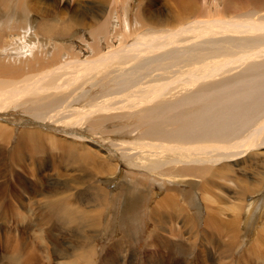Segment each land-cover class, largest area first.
<instances>
[{
  "label": "rangeland",
  "instance_id": "obj_1",
  "mask_svg": "<svg viewBox=\"0 0 264 264\" xmlns=\"http://www.w3.org/2000/svg\"><path fill=\"white\" fill-rule=\"evenodd\" d=\"M3 1H7V0H3ZM12 1L15 2L16 0H12ZM47 1L49 2V0ZM56 1L58 2L60 1L59 5L62 8L61 11L65 15H67V17L70 13H73L74 9H76L77 14L80 11H85L91 13L93 17H91L90 20L89 19L86 20V24H84L86 26H75L69 21L65 22V24L68 23L69 26L73 25L69 29L70 33L68 34V36L67 34H63V33H60V36L55 35L54 38H51L48 35H41L42 36L41 38L43 40H47V42L50 41V44L52 46V47L47 46V44L45 45L44 43L45 47H49V48L43 47L46 53H48L49 51L48 54L50 55L55 54L53 53V50L52 52L50 51L51 50L50 48H53V46L55 45L56 47H58L59 45L61 46L66 44L67 46H69L72 44L74 46L73 49L75 52L81 50V53L83 55L81 57H86V56L88 57L90 56V53L87 51L86 46L89 43H93L92 35L93 32L96 31H100L98 34L101 33L100 36H101V45H102L101 46L98 44L97 49L99 51H102L103 49L109 48L108 44H106L105 42V38L108 35V30H115L119 28V22H120L119 17H121L120 11H122L121 6L124 0H56ZM141 1L142 3L140 5L141 7L140 9L144 8L145 6H146L145 8L149 9L148 3H150L149 5L151 6V8L158 10L160 15H162V17H165L163 23L165 25L164 26L165 28L167 25V27H169L167 29L172 30L177 28V26H179V20L177 19V14L174 15L172 11L174 10V4H173L174 2L172 0H141ZM197 1L199 2V5L195 4V6L199 12L197 14H194L192 18H194V16L198 14H200L201 16L205 15L206 12L208 11V7L211 6L210 3H213L211 2V0H207V2L203 0H197ZM244 1L245 3L247 1L248 7L244 8V10L242 11L237 12L238 15L244 13L238 17L239 19H243L245 17H250V16H255L258 17L259 19H264V0H255V2H259V3H253V4H260L257 8H253V7L250 8V3L254 0L252 1L244 0ZM84 2L87 4H85ZM127 2H132L131 5L129 4V6L131 7L130 18L134 16L133 21H136L137 24V29H138L137 34L142 35L140 31H145L147 30L145 28H148L147 26L141 24L142 21L140 19V17L144 19V13L146 9L145 10L143 9L141 12L140 10L136 12L135 8L136 5H138L137 0H128ZM225 2L226 0H222L221 6ZM95 7L96 9L97 8L98 9L96 10ZM214 7L215 6L212 7L213 11L215 9ZM10 12L11 14L13 13L11 10ZM12 16L14 17L12 19L15 20L16 16L14 14ZM33 19L34 20H32L31 27H34V25L36 27L40 23V19L38 20L37 16L33 17ZM6 20L7 22H9L8 21L9 18H5V19L3 18L1 21H6ZM55 21L58 22V17L54 18V22ZM60 22L61 21H59L58 24H60ZM170 23L175 25H171ZM98 24L99 26L100 25L101 26L99 27ZM63 25L64 24H61V26ZM139 25L140 26L142 25V27L145 28H140L138 27ZM33 31L35 32V30ZM38 35L39 34H37V36ZM6 36L7 35L5 33L0 31V39L5 38ZM229 36L230 34L228 32H225L224 34H216L215 36L203 35L200 37H198L196 34H193L191 37L187 39L186 43L181 44V47L182 48L191 47L198 51L206 52L218 48L223 41L231 39L229 38ZM79 38L83 39V41H81ZM53 40L55 41V43ZM131 40L132 39L129 37L126 39L124 38L123 45L129 43ZM62 42H64V44ZM16 45L18 46L19 44L17 43ZM61 51L57 52L56 54L58 55L59 58H61V60L64 59L65 53H70L73 56L78 57L76 53H73V51L69 52V50L66 48H63V50ZM168 52H169L168 50H162V52H159L161 53V55L158 56L159 59L164 58L166 54L167 55L173 54V52L170 54H168ZM151 56H153V54ZM110 59L112 61L111 68H108L107 70L93 71L89 75L84 76L85 79L84 81L85 89L83 90L84 92L82 90L75 91V93L78 94L80 92H83L84 96L81 93L80 95H78V97L77 96L75 97L77 99H74V93L72 91H70V93L69 92L62 93L61 95H59V98L55 103V105L60 101L65 106L71 105L70 107L72 108L78 107L79 109H82L81 107H83L84 109V105L86 107H89L87 103L88 102L87 98L92 100L91 97L93 95L88 92L91 89L90 83L92 82V78L100 77L97 81L98 83L97 82L95 83V86H98L99 88L100 85L106 80L104 84L105 87H103V89L105 88L106 91L108 90L113 91L112 94L126 87L121 85L122 82H124L125 80L121 76L126 72L125 68L123 67L124 65L117 66V58H110ZM152 62L153 60H151V58L150 61L143 59L141 64H137V69L139 70L144 67H148L151 65ZM253 62H257L255 64L254 63L251 64L252 62H250L251 66L254 65L253 67L250 66H249L250 68L242 67L240 68V70L238 69L239 71L235 70L233 72L234 73L233 75L230 73L224 76L223 78L220 79L215 78V80L213 81L214 83H217V86L213 88H212V84L210 85L209 88L204 87L203 85L202 86L204 88L203 91H202L203 88H198L201 89V91L196 89V91H194L195 93L194 92L190 93V94H197L199 92L204 93L209 90L215 89L217 87H219L220 89L224 85L227 86V84L229 86V89H231L230 85H232V88H234L233 83L235 84L237 80H241V81L245 80V82L247 80H250L247 81L248 85L246 86L243 84H247V83L242 84L239 81V84L240 83L241 84L237 85V88L239 87V90H237V94H239L240 92L239 95L241 96L243 95L242 94L243 92L246 95H243L244 97L242 96L241 98H238V100L236 98L235 100L238 103L236 102L235 104L234 102L233 105L229 106L228 100L222 98L221 95L219 96L220 98L218 97L221 100H225L222 101L223 103L221 102L223 107H227L224 109L220 107V105H218L219 103L216 106H213V101H214L213 97L199 98L197 97V95H194L195 98H193V100L190 103L182 104V105L181 104L179 105L178 103L175 104L176 102L175 99L183 95L171 96L157 106L156 103L153 102L144 103V104L140 103L138 108L142 105L143 108L139 109L140 112L139 116H136L134 113L130 111L115 110V112L118 113L117 116L111 114L112 117L111 119L105 120L101 123L104 129L109 130V136L112 135L113 139H105L103 136H101L99 134L101 133V130H99L97 126L90 128L88 131L86 129L87 128L86 126L88 125L87 121L86 123L84 122V124L76 128H66L67 130L65 129V132L50 127L45 128L43 127V125L42 127H40L38 124L34 125V127L42 130H46V131L50 130L49 133L51 134V136H53L52 138L53 140L51 141V145L46 140L47 144H49L48 147L49 150H46L47 159L45 160V164H42L43 157L45 155L38 154L33 158L29 153L27 154L23 153V155L19 153L17 155L18 157H20V159L23 160L21 162L23 164H19V165L15 164L17 165L15 166L13 165L14 163L12 164L10 163L14 171L13 173L12 172L11 173L14 176L11 175L10 177H8L7 178L8 184L4 186L6 188L3 187L4 189L0 190V199H2L0 200V215H1L0 236H2V234H4L3 231L7 229L10 231L18 230L17 232H14L17 233L18 235H21V233L25 234V236H27L30 240L28 241V244L31 242L32 244L34 243L33 244L34 246L36 245V250L34 248V252L37 250L41 251V252L37 251L39 254H37V252L33 254L36 258H38L37 262L35 261V264H46V260H45L46 257L44 258L45 254L42 252L41 249V246L44 244V242H41L40 232L43 229L47 231H50V229L48 228L49 224L46 225L43 223L42 225L41 223H37L39 222L37 217L40 218V214L44 215L46 212H49L51 224L53 225L54 228L58 229L60 228V225L65 221L68 220L74 221L75 211L71 210L68 213H66L68 219L66 217L64 219L65 221L62 219L59 220V218L63 216V214L59 213L54 208L45 206L46 205L45 202L48 201L49 199H53V198L55 199L59 197L63 200V203L66 202L68 203L69 206L77 207L78 210L79 209L87 210L93 208L92 205H97V203L101 202L103 195H108L106 200V205L104 206L102 212H100L98 216L101 220L102 219L103 220L101 221V224L97 226V230H95L96 236L94 240L91 243H88L85 241V239L81 237L80 238L69 237L67 238V240L63 239L65 244L60 245L59 250L53 254L48 264H53V263L54 264H205V263L224 264L226 263L227 264L229 261L230 264H239V263L264 264V143H259L257 141L251 143L250 145H244L240 149H236V147L235 148L227 147L228 149H232L230 150L231 152L228 153L226 152V150H224L223 152L220 150H215L214 153H220L219 155L215 156L216 158L219 157V159H216L213 162H207L201 164L191 163L190 164L191 170L188 169L186 171H180V172L177 171L180 175H182L181 177L178 176L181 179L180 182H175V180H179L175 178V175L176 176L178 175L177 173L167 174L157 169H152L154 170V172L151 173L149 172L151 179L144 178L147 175L146 173H144L141 169L136 170L130 164L125 162L126 158H128L129 160H131L130 161L131 164L135 165L136 160L141 155L142 151H140L138 148L133 146L130 148L131 152L129 153L125 152L126 150H124V149L128 150L129 142L130 143L138 142L140 144L142 142L147 143L146 136L150 140L156 138V141L158 142H166L164 140V137L159 136V134L162 131H164L165 134H167L166 132L170 131V129H172L173 127H177V129L176 130L173 129V132L165 135V137L169 136L171 137V139L178 138L179 143L183 141L182 138L185 135L186 138L184 139H187L188 137L190 138L199 137L200 138L199 141H202L201 138L203 140H206L204 139L206 137L203 135L204 133L202 131H207V133L214 132L213 134L215 136L212 133H210L212 134L211 138L214 141L218 139L221 140L220 142H215V143L224 144L221 142L230 141V139H227L226 136H222V135L218 137L217 131L215 130L213 131V129L225 128L227 129L225 131L229 132L233 125L236 124V128H238V126L240 127L244 123L248 124V126H246L240 133H238L240 134L239 140L249 136L251 134L249 132L251 131L253 126H258L261 123L256 121L254 119V116L256 118L259 112L264 109V77H263L264 58ZM260 74L262 75V77ZM258 75H260V78ZM247 76L248 79L246 78ZM109 79L111 82L108 81ZM100 82L102 83L100 84ZM258 82H261L262 84ZM126 84L128 86L130 85V82L127 81ZM247 86H251L250 89ZM108 87H110V89ZM240 89L241 90L243 89V91H240ZM98 90L99 89H96L95 91ZM220 91L223 94H226L228 99L233 101V99H231L227 94L229 92L226 89H222ZM67 93H69L71 97ZM85 96L86 98H84ZM103 97L104 96H101L100 99L98 98L99 100H97V102L103 100L104 99ZM70 100L71 101L74 100V101L71 102ZM60 102L57 104V106L54 105L55 106V107L53 106L54 108L48 107L46 110L49 112L51 111V113H55L56 110L58 111V109L64 107V105L61 104ZM239 102L243 104L240 105ZM72 105L75 106L73 107ZM234 106L238 110L232 108ZM33 107L36 109L34 105ZM231 108L232 110H230ZM46 110H44V113L47 112ZM128 113L129 115H127ZM102 115L103 114L101 112H93L88 118L102 117ZM38 116L39 118H41L39 113ZM22 117H26L27 119V116L25 115H22ZM32 117L34 118L33 115ZM12 118L15 119L12 122V125H15L13 127L15 128L14 136L16 137L18 133L22 130V125L24 126V124L18 122L22 120L21 117L17 115L14 116L12 115ZM153 118L155 120H153ZM134 121H137L139 125L128 127V123H132ZM175 121L178 122L179 127L175 125V123H173ZM242 121H244V123H241ZM232 123L233 125H231ZM52 124L54 125V122ZM31 125H27V126H31ZM203 125H208V128L204 129L203 127L206 126ZM153 127L155 129H153ZM208 130H210V132ZM123 136H127L128 139L127 137H123ZM234 136L235 135H232L231 138H233ZM137 137H139V139ZM12 140L15 142L14 139ZM12 140L11 142L14 144ZM55 142L59 144V147H55L53 145L55 144ZM83 149L88 150V152L91 153L93 159L100 158L99 160H101V158L102 159L104 158L106 160L107 165L111 164L113 169H111L110 173L103 174L95 170H93L92 173L83 172L84 170L85 171L88 170L86 167H88L89 165H83L80 161L76 160L78 158V153L84 152ZM181 150L183 151V149ZM195 150L197 149H193L192 151L191 150L190 151L192 153H200V150H197L196 152ZM157 153L158 152H155L154 154V152H152L147 156V158L150 157V155L151 156L162 155V152L160 150L159 153L158 154ZM143 164L145 163L143 162ZM163 164L164 163L161 164L162 166L160 167V169L164 168ZM6 166H8V164ZM2 169L3 167H0L1 172L3 171ZM215 170L217 172H214ZM205 178H207L208 180ZM39 180H41V182ZM2 181L4 182L5 179L0 177L1 184ZM38 181L42 184H40ZM137 183L140 184L145 183L148 186H143L141 184L140 187L139 186L137 187L133 185ZM23 186L25 187V189H27L26 188L27 186H31V188H33L34 186L36 187L33 188L32 190L29 188L31 191L29 192L27 190V193H24L23 191L25 189H23ZM94 187L96 188L93 189ZM201 189H203V191ZM118 191L121 192L120 193L121 195H117ZM139 194H142V196H139ZM143 194L144 195L148 194V195L143 197ZM123 195L124 197L126 196V200H123ZM164 195H167V197L169 195V197L172 198V202H168L166 198H163ZM88 196L90 198L95 197L96 201L87 203L85 201V197ZM132 197H135L137 199L142 198V200H139L140 202H135V200H131ZM252 200L254 202V205L255 204L256 205L249 207L246 203L251 202ZM22 202L24 203V205H22L23 204ZM126 206L133 208L135 212L134 215H132V217L130 218L124 212V210H126ZM100 207L103 206L101 205ZM96 208H99V206H96ZM152 209L158 211L159 213L160 212L162 213V214L160 213L162 222L161 221L159 223L152 222L150 217ZM249 213H252L248 218L251 223L247 225L245 221L247 220V215ZM5 214L6 216H4ZM207 215H210L211 217L209 218V216ZM183 216H186L188 221L184 222L185 218L183 219ZM133 218L134 221H132ZM108 219H110V226L108 227V229H106L105 225L107 224ZM52 220L56 222H53ZM233 220L240 221L238 225L239 234L237 237L233 236L232 238H230L232 235L231 229L233 228H230L231 227L230 226L228 229L227 228L224 229V227L227 226V223H230ZM206 221H208L209 223L207 224ZM188 222L193 227L191 225H189L188 227ZM5 224H7L8 226L7 229H6L7 226ZM69 224L72 223L67 222L64 227H61L59 229L58 234L66 235V233H70L68 228V226H70ZM9 226H11L12 228H14L15 226L16 230L12 229ZM23 228L26 230H23ZM194 229L195 232L191 234L190 232H193ZM80 232L81 235H85L86 231L83 232L82 230ZM55 233L57 235V232ZM229 238L233 242L234 248L232 251L228 252L229 254H227V256L226 255L224 256V254L226 253L223 254L219 248L218 242L217 244H215L213 240L219 241L221 239L223 240V242H228L227 239ZM179 240H183L187 244V247L189 249L187 248L186 251L180 249V247L176 243ZM32 244H30L31 245V247L29 248L30 250L33 246ZM70 244L77 245L76 251L78 254L73 257H70L69 259H66L67 257L64 258V255L67 254L60 255L59 252L61 248L63 247L65 248L66 245H70ZM2 246L7 247L5 245H2V243L0 242V264H13V263L19 264L17 261L16 249L14 248L12 250L11 247H7L8 250L6 251ZM54 247L55 244L49 246L51 252L54 250ZM113 248H116L114 249V252H116L115 257L117 259V263L116 260L114 261L115 263L106 262L104 258H107L109 256L107 255V252L109 254L110 253L109 249L112 250ZM72 260L74 261L71 262ZM201 260L202 261L204 260L203 263ZM22 261L23 262L21 264L23 263L28 264V262H26L25 260Z\"/></svg>",
  "mask_w": 264,
  "mask_h": 264
},
{
  "label": "bare ground",
  "instance_id": "obj_2",
  "mask_svg": "<svg viewBox=\"0 0 264 264\" xmlns=\"http://www.w3.org/2000/svg\"><path fill=\"white\" fill-rule=\"evenodd\" d=\"M127 1L128 0H124L121 6L122 11H120L121 17H119L120 18L119 28L115 30H108V35L105 38V42L106 44H108L109 48L103 49L102 51H99L97 49V45L98 44L101 45V36H100L101 33L98 34L100 31H96V32H93V35L91 34L93 43H89L90 45L85 43L87 44L86 48H87V51L90 53V56L81 57L83 56L81 53V50L75 52L73 49L74 46L72 44L69 46H67L66 44L61 45V46L59 45L58 47H56L55 45L53 46L54 49L50 48L51 49L50 51L52 52L53 50V53L55 54H52V55L48 54L49 53L48 50H47L48 53H46L45 49H43V47H45L44 43L45 45L47 44V46H50V47L52 46L50 44V41L47 42V40H43L41 38L42 37L41 35H48L49 37L54 38L55 35L60 36V33H63V34H67L68 36V34L70 33L69 29L73 25L69 26L68 23L65 24V22L69 21L75 26H86L84 25L86 24V20L87 19L90 20V18L93 17L91 13L80 11L77 14L76 9H74L73 13H70L67 17V15H65L61 11L62 8L59 5L60 1L58 2L56 0H49V2L47 0H16L15 2H13L12 0H9V2L8 0L7 1L0 0V31H2L3 33L7 35L5 38L0 39V167H3L2 169L3 171L2 172L0 171V175H1L0 177L5 179L4 182L2 181V184L0 183V190L6 188L4 186L8 184L7 178L13 175L12 173L14 171H13V168L11 167V164L12 163H14L13 165L23 164L21 163L23 160L17 156L19 153H21L22 155L23 153L24 154L29 153L33 158L34 156H37L38 154L45 155L43 157V162H42V164H45V160L47 159L46 150H49L48 147H49V144L51 145L53 136H51V134L49 133L50 130L46 131V130H42V129L34 127V125L36 124H38L40 127H42L43 125V127L45 128L50 127V128L58 129L59 131L65 132L66 128H76L84 124V122L86 123L87 121L88 125L86 126L87 127L86 129L88 131L90 128L97 126L98 129L101 130V133L99 132L97 133H99L105 139H113L112 135L109 136V130L104 129L101 123L105 120L111 119L112 118L111 114L117 116L118 113H116L115 110L130 111L134 113L136 116H139L140 115L139 109L143 108L142 107L143 105L138 108L140 103L144 104V103L153 102V103H156V106H157L163 101H165L167 98L171 96H175V95H183L181 97L178 96L179 98H176L177 100L175 99L176 101L175 104L176 103H178L179 105L188 104L193 100V98H195L194 95H197V97L199 98L213 97L214 98L213 106H216L219 103L218 105H220V107L224 109L227 107L222 106L221 104L222 101L228 100L229 106H231L234 104V102L236 104L237 102L235 100L236 98L238 100V98H241L243 95H246L245 93L242 92L243 95L240 96L239 91H238L239 94H237V90H239V87L237 88V85H240L241 83L242 84L247 83V81H250V80H247L246 82L245 80L243 81L237 80L235 84L233 83L234 88H232V85H230L231 89H229L228 84L227 86L224 85L220 89L219 87L215 89H212V88L217 86V83H214L213 81L215 80V78L220 79L230 73L233 75L234 74L233 72L235 70L236 71L238 69L240 70V68L242 67L244 68L249 67V66L253 67L254 65L251 66L250 62H252L251 64L253 63L255 64L257 62H253V61L264 58V19H259L258 17H255V16L245 17L243 19L238 18L239 16H241V14H244V13H241L240 15H238L237 12L242 11L244 10V8L248 7L247 1L245 3L244 0H228L230 2L226 0V2L223 3L221 6L222 0H211V2H213L214 4L210 3L211 6L208 7V11L206 12L205 15L201 16L200 14H198L194 16V18H192L194 14H197L199 12L195 6V4L199 5V2L197 0H172L174 2L173 3L174 10L172 11L174 15L177 14V19L179 20V26H177V28L175 29L170 30V29H167L169 28L167 27V25H166V28L164 27L165 25L163 23H164L165 17H162V15H160L158 10L151 8V6L149 5L150 3H148L149 9L145 8L146 6L140 9L141 8L140 5L142 1L137 0L138 5H136V8H135L136 12H138L139 10L141 12L143 9L144 10L146 9L144 13V19L142 17H140V19L142 21L141 24H143L144 26H147L148 28L142 27V25L138 26L140 28L147 29L145 31H140L142 35L137 34L138 29H137L136 21H133L134 16L130 18L131 7L129 6V4L131 5L132 2H127ZM203 1L207 2V0H203ZM253 3H259V2H255V0L252 1L250 3V8L251 7L257 8L260 5V4H253ZM213 6H215L214 11L212 10ZM10 10L13 12L12 14ZM13 14L16 16L15 20L12 19L14 18L12 16ZM35 16L38 17V20L40 19V23L36 27L35 25L34 27H31L32 20L35 19V18L33 19V17ZM56 17H58V22L61 21L60 24H58V22L56 21L54 22V18ZM3 18L4 19L9 18L8 20L9 22H7V20L1 21ZM61 24H64V25L61 26ZM171 25H175V24H171ZM33 30H35V32ZM225 32H228L230 34L229 38L231 39L223 41L222 44L214 50L202 52V51H198L191 47H185V48L181 47V44L186 43L187 39L191 37L193 34H196L198 37H200L203 35L215 36L216 34H224ZM36 33L39 35L37 36ZM128 37L131 38L132 40L129 43H126L125 45H123L124 38L126 39ZM80 40L83 41V39H80ZM64 42L62 43L64 44ZM17 43L19 44L18 46L16 45ZM45 48H49V47H45ZM63 48L68 49L69 52L73 51V53H76L78 57H75L70 53H65L64 59L61 60V58H59L58 55L56 54L57 52H60L61 50H63ZM162 50H168L169 51L168 54L172 52L173 54L171 55L166 54L164 58L159 59L158 56L161 55V53L159 52H162ZM152 54L153 56H151ZM110 58H117V66L124 65L123 67L125 68L126 72L125 74H122L121 76L125 80L124 82H122L121 85L126 86V87H124L123 89H120L119 91L116 90L117 92L112 94L113 91L111 90L106 91L105 88L103 89V87H105L104 84L106 80L103 83L100 82V84L101 83L102 84L100 85V88H99L98 86H95V83L98 81L100 77L92 78V82L90 83L91 89L88 91L90 94L93 95L91 97L92 100L87 98L88 100L87 103L89 107H86L84 105V109L89 110V111L84 110L83 107H81L82 109H79L78 107L72 108L70 107L71 105L69 104H68L69 106H65L60 101L59 102L63 104L64 107L61 108L59 106L61 109H58V111L56 110L57 112L55 111V113H51V111L49 112L46 110L48 107L51 108L55 105V103L57 102L59 98V95H61L62 93H66V92L70 93V91H72L74 93V99H77L75 97L76 96L78 97V95H80L81 93L83 94L84 92L83 90L85 89L84 76L89 75L93 71L107 70L108 68H111L112 61ZM150 58L151 60H153L150 66L144 67L139 70L137 69V64H141L143 59L150 61ZM260 75H258L259 78H260ZM263 77H264V74H263ZM246 78L248 79V76ZM108 81H110V79ZM127 81L130 82V85L128 86L126 84ZM239 81L241 82L240 84H239ZM258 83H261V82H258ZM211 84H212V88H211L212 90L207 91L205 89L207 92H204V93L199 92L197 94H190L191 92L196 91V89L198 88H203L202 87L203 85L204 87L209 88ZM243 85L246 86L248 85V83L243 84ZM247 87H249L250 89L251 86H247ZM108 88L110 89V87ZM96 89H99V90L95 91ZM222 89H226L229 92L227 94L229 95L231 99H233V101L228 99L227 95L223 94L220 91ZM76 90L77 91L82 90L83 92H80L78 94V93H75ZM198 90L201 91V89H198ZM203 90L204 88L202 89V91ZM240 91H243V89L242 90L240 89ZM69 93L67 94L69 95ZM220 95L225 100L219 99ZM101 96H104L103 97L104 99L102 98L103 100H100L97 102V100H99ZM84 98H86V96ZM81 99H82V96H81ZM133 103H136V104H133ZM57 104L55 106H57ZM241 104L243 103H240V105ZM33 105L36 107L41 118H39L38 113L36 109L33 107ZM232 108L237 109L235 108V106ZM232 108L230 110H232ZM20 110H23V111H20ZM44 110H46L47 112L44 113ZM93 112H101L103 115L102 117L88 118ZM30 113L31 114L33 113L32 115L34 116V118L32 117ZM12 115L13 116L17 115L21 117L22 120L18 122L24 124V126L22 125V130L18 133L16 137L14 136L15 128L13 127L15 125H12V122L15 119L12 118ZM22 115L27 116V119L26 117H22ZM127 115H129V113ZM254 119L261 123L258 126H253V128L249 132L251 134L241 140H239L240 134L238 133H240L246 126H248V124H245L244 121L241 122L244 124H242V126L240 127L238 126V128H236V124L233 125L232 123L231 125L233 126L231 127L229 132H226L225 130L227 129L225 128L213 129V131L214 130L217 131L218 137L222 135V136H226L227 139H230V141L221 142L224 144L215 143V142H220L221 140L218 139L214 141L211 138L214 132H210V130L208 131L212 134L207 133V131H202L204 133L203 135L206 137L204 138L206 140H203L201 138L202 141H199L200 140L199 137H196V138L188 137L187 139H184L186 138V135L185 136L183 135L184 136L182 138L183 141L181 142L183 144L178 142V138L171 139V137L169 136L165 137V135L172 133L173 129L176 130L177 127H173L172 129H170V131H167L166 132L167 134H165L164 131L160 132L159 136H163L166 142H158L156 141V138H153L150 140L147 136H146L147 143L142 142L143 144L142 143L140 144L138 142L130 143L127 140L129 142V147H128V150L123 148L124 150H126L125 152L127 153L131 152L130 148L133 146V147L138 148L140 151H142V153L140 156L137 155L139 157L137 158L135 165L131 164L130 162L131 160H129L128 158H126L125 162L130 164L136 170L141 169L144 173H146L147 175L144 177L146 179H151L149 172L150 173L154 172V170L152 169H157L167 174L177 173L178 174L177 176L175 174L174 175H175V178L179 180H175V182H180L181 180L180 177L182 175H180L177 171L180 172V171H186L188 169L191 170L190 168L191 163L201 164V163L213 162L216 159H219V157L216 158L215 156L219 155L220 153H214L215 150H220L222 152L226 150V152L228 153V152H231L230 150L232 149H228L227 147L229 148L236 147V149H240L244 145H250L251 143H254L257 141L259 143H264V137H263L264 135V109L259 112L256 118L254 116ZM153 120L155 119L153 118ZM53 122H54V125L52 124ZM173 123H175V125L179 127L178 122L175 121ZM27 125H31V126H27ZM136 125H139L137 121L128 123V127H132ZM203 126H206V127H203L204 129L208 128V125H203ZM153 129L155 128L153 127ZM232 135H235V136L231 138ZM123 137H127V136H123ZM137 138L139 139V137ZM12 139H14L15 142ZM11 140L14 142V144L11 142ZM46 140L48 141L49 144H47ZM53 145L55 147H59V144H57L56 142ZM125 145H128V144H125ZM181 149H183V151ZM193 149L200 150V153H192L191 151ZM159 150L162 152V155H159V156L150 155V157L147 158V156L150 153L152 152H154V154L155 152L159 153ZM197 150H195V152ZM83 151L84 152L78 153V158L76 159L80 161L83 165H89L88 167H86L88 170L86 171L84 170L83 172L92 173V171L95 170V171H98L99 173L101 172L103 174H109L111 169H113L111 164L110 165L106 164V160L104 158L103 159L101 158V160H99L100 158L93 159L91 156V153L88 152V150L83 149ZM143 162L145 164H143ZM162 163H164L163 164L164 168L160 169V167L162 166L161 165ZM7 164L8 166H6ZM214 172H217V171L215 170ZM39 181L41 182V180ZM141 184L137 183L133 185L140 187ZM142 185L148 186L145 183ZM35 187L36 186H34L33 188ZM26 188L27 189H25V187L23 186V189H25L23 191L24 193H27V190L30 192L33 189L31 188V186H27ZM95 188L96 187H94L93 189ZM201 190L203 191V189ZM38 192H41V191H38ZM105 193H108V192H105ZM120 193L121 192L118 191L117 195H121ZM147 195L148 194L146 195L143 194V197ZM107 196L108 195H103L101 202L97 203V205H92L93 208H90L87 210H80V209L78 210L77 207L69 206L68 203L66 202L63 203V200L59 197L55 199L54 198L49 199L48 201L45 202L46 204L45 206L54 208L59 213L63 214V216H61L59 220L61 219L64 220L67 217L66 213H68L69 211L71 210L75 211L74 221L64 220L65 222L60 225V228H61V227H64L67 222L72 223V224H69L70 226H68L70 233H66V235L58 234L60 228L57 229L53 227V225L50 222L51 220H50L49 212H46L44 215L40 214V218L37 217L39 220V222L37 223H41L42 225L43 223L46 225L49 224L48 228L50 229V231L43 229L40 232L41 242H44V244L41 246V249H42V252L45 254L43 255H44V258L46 257L45 258L46 264L50 262L53 254L59 250L60 245L65 244L63 239L67 240V238L69 237L70 238H75V237L80 238L81 237L85 239V241L88 243H91L94 240L96 236L95 230H97V226L100 225L101 221L103 220V219L101 220L98 216H99V213L102 212L104 206L106 205ZM139 196H142V194H139ZM163 198H166L168 202H172V198L169 197V195L168 197L167 195H164ZM123 200H126V196L124 197V195H123ZM131 200H135V202H140L139 200H142V198L137 199L135 197H132ZM85 201L87 203L93 202V201H96V198L95 197L90 198L88 196V197H85ZM246 204L249 207L256 205V204L254 205L253 200L251 202H247ZM22 205H24V203ZM101 205L103 207H100ZM96 206H99V208H96ZM124 212L125 214L129 216V218L132 217V215H134L135 213L133 208L129 206H126V210H124ZM160 213L152 209L151 216H150L152 222L159 223L161 221ZM251 214L252 213H249L247 215V220L245 221L247 225L251 223L248 219ZM4 216H6V214ZM207 216H209V218L211 217L210 215H207ZM184 218H185L184 222L188 221L186 216H183V219ZM132 221H134V218L132 219ZM53 222H56V221H53ZM239 222H240L239 220H233L230 223H227L226 227L223 226L224 229L225 228L228 229L230 226H231L230 228H233L231 229L232 235L230 238H232L233 236L235 237L238 236ZM206 223L208 224L209 222L206 221ZM5 225L7 226V224ZM189 225L191 224L188 222V227ZM109 226H110V219L107 220V224L105 225V228L108 229ZM7 228L8 226L6 227V229ZM12 229H15V226ZM23 230H26V229L23 228ZM82 230L83 232L86 231L85 235L80 234L81 233L80 231ZM17 231L18 230L10 231L8 229L3 231L4 234L0 236V242L2 243V245L11 247L12 250L14 248L16 249V256H17V261L19 264L23 262L22 260H25L26 262H28V264H35V261L37 262L38 258H36L33 254L36 253L37 251L38 252H41V251L37 250L34 252V248L36 250V245L34 246L33 245L34 243L32 244L31 242L28 244V241H30L29 238L25 236V234L21 233V235H18L17 233H14ZM55 232H57V235ZM194 232H195V229L193 230V232H190V233L193 234ZM230 238L227 239L228 242H223V240L221 239L219 241L213 240L215 244H217L218 242L221 252L223 254L226 253L224 254V256L225 255L227 256V254H229L228 252L232 251L234 248V244ZM176 243L178 244L180 249H182L183 251L187 250L188 248L187 244L183 240H179ZM30 244L33 245L31 250L29 249L31 247ZM54 244H55L54 250L51 252L49 249V246L54 245ZM7 247H3V248L7 251L8 250ZM76 248H77L76 244L66 245L65 248L64 247L61 248L59 254L60 255L67 254V255H64V258L67 257L66 259H69L70 257H73L78 254L76 251ZM114 249L116 248H113L112 250L109 249L110 251L109 254L107 252V255L109 256L107 258H104L106 262L113 263L116 260V263H117V259L115 257L116 252H114ZM38 252L37 254H39ZM73 261L74 260H72L71 262ZM227 264H230V261Z\"/></svg>",
  "mask_w": 264,
  "mask_h": 264
}]
</instances>
